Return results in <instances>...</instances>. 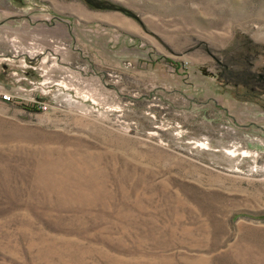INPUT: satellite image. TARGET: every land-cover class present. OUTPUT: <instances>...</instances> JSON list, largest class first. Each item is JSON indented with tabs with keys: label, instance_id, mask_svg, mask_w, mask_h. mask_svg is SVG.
Instances as JSON below:
<instances>
[{
	"label": "rangeland",
	"instance_id": "1",
	"mask_svg": "<svg viewBox=\"0 0 264 264\" xmlns=\"http://www.w3.org/2000/svg\"><path fill=\"white\" fill-rule=\"evenodd\" d=\"M0 83V264H264V0H0Z\"/></svg>",
	"mask_w": 264,
	"mask_h": 264
},
{
	"label": "built area",
	"instance_id": "2",
	"mask_svg": "<svg viewBox=\"0 0 264 264\" xmlns=\"http://www.w3.org/2000/svg\"><path fill=\"white\" fill-rule=\"evenodd\" d=\"M17 52V51H16ZM23 54V53H22ZM28 56V55H27ZM10 59V57H5L3 58V60H8ZM25 62V61H23ZM43 73L45 71H42ZM42 76H44V74H42ZM0 100L2 102H12L13 101V96H11L8 92H5V93H0ZM37 109L40 111V112H46L47 111V105L43 104V103H38L37 104Z\"/></svg>",
	"mask_w": 264,
	"mask_h": 264
},
{
	"label": "crops",
	"instance_id": "3",
	"mask_svg": "<svg viewBox=\"0 0 264 264\" xmlns=\"http://www.w3.org/2000/svg\"><path fill=\"white\" fill-rule=\"evenodd\" d=\"M0 84H1V83H0ZM1 85H2V84H1ZM2 88H3V89H20V88L15 87L12 81H11L10 84L2 85Z\"/></svg>",
	"mask_w": 264,
	"mask_h": 264
},
{
	"label": "bare ground",
	"instance_id": "4",
	"mask_svg": "<svg viewBox=\"0 0 264 264\" xmlns=\"http://www.w3.org/2000/svg\"><path fill=\"white\" fill-rule=\"evenodd\" d=\"M231 153H233V152L230 151V154H231ZM230 154H229V155H230ZM232 156H233V155H232Z\"/></svg>",
	"mask_w": 264,
	"mask_h": 264
}]
</instances>
